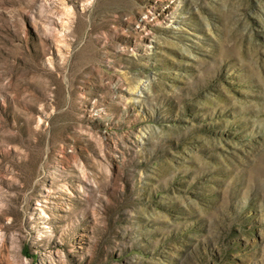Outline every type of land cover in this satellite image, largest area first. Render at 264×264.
<instances>
[{
	"label": "rangeland",
	"instance_id": "1",
	"mask_svg": "<svg viewBox=\"0 0 264 264\" xmlns=\"http://www.w3.org/2000/svg\"><path fill=\"white\" fill-rule=\"evenodd\" d=\"M0 264H264V0H0Z\"/></svg>",
	"mask_w": 264,
	"mask_h": 264
}]
</instances>
